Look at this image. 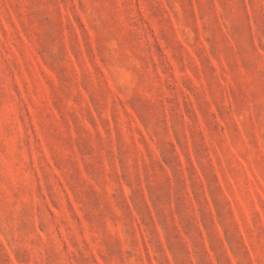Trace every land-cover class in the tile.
<instances>
[{
	"label": "rangeland",
	"instance_id": "obj_1",
	"mask_svg": "<svg viewBox=\"0 0 264 264\" xmlns=\"http://www.w3.org/2000/svg\"><path fill=\"white\" fill-rule=\"evenodd\" d=\"M0 264H264V0H0Z\"/></svg>",
	"mask_w": 264,
	"mask_h": 264
}]
</instances>
